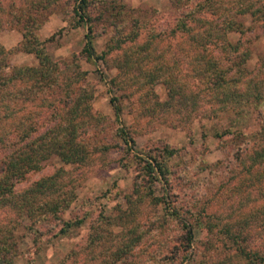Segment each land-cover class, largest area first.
I'll return each instance as SVG.
<instances>
[{
	"label": "trees",
	"instance_id": "obj_1",
	"mask_svg": "<svg viewBox=\"0 0 264 264\" xmlns=\"http://www.w3.org/2000/svg\"><path fill=\"white\" fill-rule=\"evenodd\" d=\"M61 1L31 0L32 7L16 11L4 10L0 6V31L4 28L2 19H7L15 27L20 25L22 35V40L12 50L0 44V213L9 210L19 221L28 219L30 226L27 230L34 245H38L44 237L36 226L61 223L60 234H65L72 225L82 223V220L73 223L61 220V214L76 199L75 187L66 178L63 166L84 164L94 153L106 152L113 145L105 139L108 132L103 133L105 117L92 113L94 87L87 82L86 74L75 64L60 67L58 62L53 61L46 51V44L53 41V35L47 40L39 39L37 31L46 13L61 10L68 19L64 31L81 25L87 28L80 53L88 61L100 62L108 70L114 67L128 74L135 72L130 81L145 90L146 95L149 96L150 92L151 99L155 98L152 86L164 85L169 96L166 108L177 109V113L185 116L188 122L201 113L206 102L212 105L203 109V115L207 117H216L220 112L239 115L250 104L264 103V55L259 59L260 64L248 70L249 50L241 42L232 44L228 41L232 33H246L239 17H249L264 31V0H185L186 3H183L184 0H173L172 4L178 8L180 15L168 32L147 28L146 22L140 24L134 18H129L133 19V24L128 26V15L117 8L116 0H110L103 9L97 8L95 16H92L91 10L99 0H71V4ZM13 7V3L7 6L8 9ZM207 14L212 18L208 19ZM100 24H107L114 33L105 50L97 53L94 41L100 34L96 32ZM141 31L146 34L139 40ZM177 35L189 40L194 51L192 57L182 52L178 58L177 54L168 50V46L163 45L167 37ZM126 44H130L129 52L123 50ZM11 51L31 54L37 64L11 65L8 61ZM116 52L123 54L112 57ZM184 67L189 74L180 72L182 68L186 69ZM186 77L193 79V84L190 85ZM112 83L115 82L112 80ZM204 97L207 98L203 104ZM111 99L112 103L117 100L115 97ZM160 106L161 103L154 100L145 109L157 110ZM114 112L116 119L113 123L117 126L113 134L117 138L122 137L126 144L133 142L120 125L121 108L118 105L114 104ZM216 137L224 143L225 150L231 148L230 145H237L234 155H237L240 167L249 178L264 181V115L259 128L249 135L227 129L216 133ZM165 147L158 154L145 153L144 157L132 155L138 160L144 177L142 182H137L136 177L134 193L123 198L129 206L128 211L119 208L117 217L100 214L86 244L68 254L62 263L73 259L83 264H118L123 261V264H142V257L147 254L140 245L147 239L148 233L129 219L141 202L154 205L164 202L155 194L156 183L172 189L167 162L175 152ZM52 159L61 167L23 190L16 189L17 184L25 182L29 174L40 172L43 165ZM212 168L209 167L211 171ZM181 206L167 208L169 220L175 222L180 234L176 237L178 244L173 248L155 249L158 255L153 252L150 257L157 263L229 264L230 261L231 264H264V236L258 248L252 247L253 215L215 227L199 217H193V222L182 218L179 212ZM256 214L259 216V213ZM262 215L260 233L263 234L264 213ZM16 225L15 222H0V264H14L18 250L13 235ZM114 225L123 227L111 238L116 243L115 248L111 247L110 253L98 259L96 244L103 238V229ZM203 233L205 238L198 241V235ZM163 234L159 230V234L153 237L161 239ZM215 241L228 249L217 263L207 259L212 254L211 250L218 251ZM156 243L160 244V240ZM134 256L139 259H133Z\"/></svg>",
	"mask_w": 264,
	"mask_h": 264
},
{
	"label": "rangeland",
	"instance_id": "obj_2",
	"mask_svg": "<svg viewBox=\"0 0 264 264\" xmlns=\"http://www.w3.org/2000/svg\"><path fill=\"white\" fill-rule=\"evenodd\" d=\"M116 1L117 8L128 15V19L134 18L140 24L146 22L147 28L154 27L155 31L159 32H168L172 29L180 15L178 8L172 4L173 0ZM61 2L71 4V0ZM109 2L110 0H99L97 6L91 10L92 16L98 12L97 8L103 9ZM11 3L14 7L8 9L7 6ZM183 3H186L185 0ZM0 6L4 10L15 9V11L32 7L31 0H0ZM207 18L210 19L212 16L207 14ZM239 19L246 33L244 35L232 33L228 36V41L232 44L241 42L242 46L249 50L250 56L246 66L248 70H253L257 64H260L259 59L264 55V31L253 24L247 16L239 17ZM132 20H128V26L133 24ZM2 24L4 28L0 31V44L5 49L12 50L22 40L20 25L15 27V24L11 25L7 19H2ZM66 26H68L67 17L61 10H54L42 16V25L37 35L42 41L53 35V41L46 44V51L53 61L59 63L60 67L75 64L81 72L86 74L87 82L94 87L91 101L92 113L105 117L106 121L102 125L103 133L108 132L105 139L113 145L106 152L94 153L84 164L63 166L66 178L75 187L76 199L60 217L62 221L70 223L82 220L81 225H72L65 234H60L61 223L36 226L43 232L44 237L38 245H34L32 236L27 230L30 221L28 219L19 221L13 212L1 211L0 222H15V225L19 223L13 232L18 246L14 264H83L78 260L72 261L73 259L62 262L68 254L81 249L86 244L100 214L117 217L120 213L119 208L128 211L129 206L123 202V198L134 193L136 177L137 182L143 180L138 160L132 158V155L144 157L145 153L158 154L165 146L175 152L167 162L171 172L170 184L172 182L173 187L170 190L168 185L162 186L156 183L155 194L164 199V202L157 205L147 201L141 202L129 219L132 224L140 226L142 231L145 230L148 233L147 239L140 245L145 248L143 251L147 254L142 257L144 261L141 260L142 264H161L150 257L153 252H156V256L158 255L155 249L159 247L158 249L165 250L178 244L176 237L180 233L175 222L169 220L167 208L181 206V202L183 205L179 207V212L182 218L193 222V217H199L206 222H211L215 227L232 224L239 219L242 221L253 215L254 221L251 223V228L254 232L251 242L252 247L258 248L264 236V233H260L263 224L260 217L264 213V181L257 182L249 178L240 167L236 159L237 155H234L237 145H230L231 148L225 150L224 143L216 137V133L235 129L241 131L243 135H249L256 131L264 115V103L250 104L245 112L239 115L220 112L216 117H207L203 115V109H208L212 105L205 103L207 97H204L202 103L205 104L201 113L188 122L185 116L177 113V109L166 108L169 96L164 85L152 86L151 92L155 98L151 99L149 91L148 96L145 90L130 81V77L136 75L135 72L128 74L114 67L108 70L102 63L95 64L81 55L87 28L81 25L64 31ZM96 32L100 34L96 37L94 45L97 53H100L105 50L107 41L112 37L114 30L107 24H100L97 25ZM145 34L146 32L141 31L139 40H142ZM188 41L184 36L177 35L173 38L167 37L163 45L168 46V50L177 54L178 58L182 52L192 57L194 51L191 50L193 48ZM129 45H124L123 50L129 52ZM120 54L123 53L116 52L112 57ZM8 61L9 64L17 66L37 64L33 55L16 51L9 53ZM184 68L186 69L182 68L180 72L189 74L187 67ZM112 80L115 83H112ZM186 80L190 85L193 84V79L190 77H186ZM112 97L117 98L114 103L111 101ZM154 100L161 103L160 108L149 111L145 109ZM114 104L121 108L120 125L125 128L134 144L132 141L126 144L122 137L117 138L113 134L117 126L113 123L116 119ZM210 166H213L212 171L209 169ZM59 167L61 164L54 159L47 161L40 172L29 174L25 182L17 184L16 189L27 188L41 177L52 174ZM256 213H259V216ZM119 226L114 225L107 229L104 227L103 238L96 244L98 259L110 253L111 247L115 248L116 243H113L111 238L122 230L123 227ZM159 230L161 234L164 233L161 239L153 237L159 234ZM204 238V233L198 235V241ZM158 240L160 244L156 243ZM197 244L200 245V243ZM214 246L218 251L211 250L212 254L208 255L207 259L217 263L222 259L223 252L228 249L217 242ZM36 248L39 249L35 252ZM133 259L139 258L134 256ZM123 263L125 262L118 264ZM229 264H231L230 261Z\"/></svg>",
	"mask_w": 264,
	"mask_h": 264
}]
</instances>
